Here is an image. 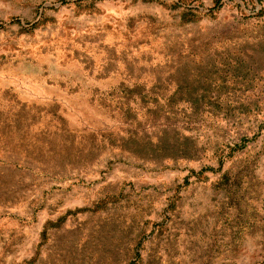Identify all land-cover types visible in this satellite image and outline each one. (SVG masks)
I'll list each match as a JSON object with an SVG mask.
<instances>
[{
  "label": "rangeland",
  "instance_id": "1",
  "mask_svg": "<svg viewBox=\"0 0 264 264\" xmlns=\"http://www.w3.org/2000/svg\"><path fill=\"white\" fill-rule=\"evenodd\" d=\"M0 264H264V0H0Z\"/></svg>",
  "mask_w": 264,
  "mask_h": 264
}]
</instances>
